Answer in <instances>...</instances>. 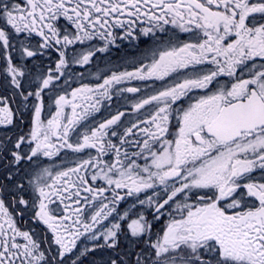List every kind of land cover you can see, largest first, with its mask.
I'll use <instances>...</instances> for the list:
<instances>
[{
	"label": "snow or ice",
	"instance_id": "1",
	"mask_svg": "<svg viewBox=\"0 0 264 264\" xmlns=\"http://www.w3.org/2000/svg\"><path fill=\"white\" fill-rule=\"evenodd\" d=\"M0 78V264H264V0H0Z\"/></svg>",
	"mask_w": 264,
	"mask_h": 264
},
{
	"label": "flooded vegetation",
	"instance_id": "2",
	"mask_svg": "<svg viewBox=\"0 0 264 264\" xmlns=\"http://www.w3.org/2000/svg\"><path fill=\"white\" fill-rule=\"evenodd\" d=\"M144 27H147L148 25H143ZM119 35H123L122 30H117ZM97 46L102 44V41H96L95 42ZM152 40L148 37L139 36L137 39H128V40H121L117 39L116 44L110 46V50L108 53L100 54L97 53L96 57L93 58L92 63L88 65V70H93L94 67L99 66V62L101 63L100 73H106L109 69L112 68H119L120 70H123L124 68H128V70H131V68L135 65V62L141 57V55L146 52L149 48L152 47ZM54 59V58H53ZM79 69L78 66L73 65L71 70ZM73 72V71H72ZM76 78V77H74ZM73 78V79H74ZM75 80H78L76 78ZM85 83H94L95 78L86 77L84 78ZM145 82H138L133 81L131 82V85L129 86H140L141 88L144 87ZM151 84V82H147ZM0 84H2V78H0ZM73 86H77L74 84ZM0 91H2V88H0ZM126 96H131L133 94H125ZM119 106L121 110L127 107V103L124 100H120L118 105H113L112 109L110 110L112 113L116 111V107ZM109 116V111H102L100 114L97 115L96 119L103 120ZM3 130H0V133H2ZM12 133L9 132V135ZM39 231V229H38Z\"/></svg>",
	"mask_w": 264,
	"mask_h": 264
},
{
	"label": "rangeland",
	"instance_id": "3",
	"mask_svg": "<svg viewBox=\"0 0 264 264\" xmlns=\"http://www.w3.org/2000/svg\"><path fill=\"white\" fill-rule=\"evenodd\" d=\"M101 63L102 62H99V66L98 67H94L93 70H88V65L85 66V67L78 66L79 69H76V71L75 70H71V71H73L72 72L73 73V78L74 77L79 78V74L80 73L84 74V78H86V77L95 78L97 74H101L100 71H99L100 68H101ZM76 78H74V79H76Z\"/></svg>",
	"mask_w": 264,
	"mask_h": 264
}]
</instances>
